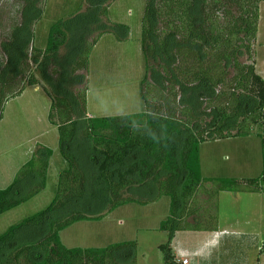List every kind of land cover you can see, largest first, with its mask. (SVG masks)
<instances>
[{
	"label": "trees",
	"instance_id": "trees-1",
	"mask_svg": "<svg viewBox=\"0 0 264 264\" xmlns=\"http://www.w3.org/2000/svg\"><path fill=\"white\" fill-rule=\"evenodd\" d=\"M86 1V10L52 24L46 47L38 48L41 0H24L20 23L2 42L0 121L9 101L40 86L31 69L36 65L66 167L50 204L0 234V264H137L136 241L69 248L61 232L163 196L171 205L160 226L169 239L160 248L165 264H180L172 248L176 234L218 231L220 193H264V154L260 176L247 180L206 178L201 166V144L247 137L264 125V77L255 63L242 60H252L264 0H145L144 111L115 116L89 112L91 55L106 34L129 40L130 26L110 18L117 0ZM24 74L28 83L13 92ZM262 133L264 152V127ZM53 154L35 148L0 189V215L45 190Z\"/></svg>",
	"mask_w": 264,
	"mask_h": 264
},
{
	"label": "rangeland",
	"instance_id": "rangeland-1",
	"mask_svg": "<svg viewBox=\"0 0 264 264\" xmlns=\"http://www.w3.org/2000/svg\"><path fill=\"white\" fill-rule=\"evenodd\" d=\"M24 0H0V67L6 61L2 42L21 21ZM43 16L34 25L33 45L45 48L52 24L88 8L86 0H41ZM145 0H117L110 8V18L130 26V40L120 46L109 37L91 55L89 69L88 109L94 116L130 115L144 111L140 84L145 75L141 51V25ZM116 38V37H115ZM65 51L63 48L62 52ZM253 62L264 77V3H261L258 37L253 42ZM32 71L40 79V86H28L24 94L8 103L0 121V176L7 171H18L39 145L52 147L54 170H61L66 162L57 147L58 131L49 120L51 100L44 92L40 72L32 64ZM28 83L27 74L17 87ZM263 124L256 125L252 135L231 141L208 142L202 146L203 162L207 171L208 159L214 162L212 174L226 178L247 180L260 176L263 169ZM240 138V139H239ZM64 167V168H65ZM52 168L50 182L43 192L22 205L0 215V234L24 218L46 208L56 192V175ZM17 173V172H16ZM8 183L3 179L0 188ZM144 198H148L146 195ZM219 224L228 233L217 243L205 245L217 252L219 264H264V193L222 192L219 196ZM171 198L130 203L118 207L102 220L80 221L61 232L62 242L69 248L106 247L114 243L136 241L137 264H165L160 248L169 236L160 230L161 222L170 214ZM206 231H180L173 245L191 253L201 248L211 237ZM216 258V257H215ZM197 264H206L195 256ZM222 260V261H221Z\"/></svg>",
	"mask_w": 264,
	"mask_h": 264
},
{
	"label": "crops",
	"instance_id": "crops-1",
	"mask_svg": "<svg viewBox=\"0 0 264 264\" xmlns=\"http://www.w3.org/2000/svg\"><path fill=\"white\" fill-rule=\"evenodd\" d=\"M113 20V19H112ZM113 21H115V20H113ZM116 22H118V21H116ZM110 35H112V34H106V35H104L103 37H102V39L99 41V43L96 45V47H95V50H97L98 48H99V45L104 41V40H106L108 37L110 38V39H112L111 38V36ZM113 36V35H112ZM113 39H114V42H116L119 46L121 45V44H123V43H126L127 41H123V42H120V41H118L115 37H113ZM130 40V39H129ZM102 41V42H101ZM141 48V47H140ZM94 50V51H95ZM27 89V88H26ZM26 91V90H25ZM24 91V92H25ZM24 93H22V95H23ZM22 95H20V96H22ZM20 96H18V97H20ZM14 99H16V98H14ZM14 99H12V100H14ZM11 100V101H12ZM11 101H9V102H11ZM8 102V103H9ZM8 103H7V105H8ZM7 105H6V107H7ZM91 114V113H90ZM92 115V114H91ZM56 127V126H55ZM249 137V136H248ZM57 138V147H59V136L58 137H56ZM245 138H247V137H245ZM233 139H238V138H229V139H225V140H218V141H211V142H225V141H231V140H233ZM240 139V138H239ZM206 143H208V142H206ZM206 143H203V144H201V166H202V174H203V176L204 177H206V178H213V177H222V176H215V175H217V174H212V173H214V171H216L215 170V168H214V162H213V160L211 159V155H208L209 157H210V159H208V162H209V164L207 165V171H209V173H211V174H206V168H205V166H204V162H203V154H202V146L203 145H205ZM43 145V144H42ZM43 146H46V145H43ZM46 147H49V146H46ZM49 148H52V147H49ZM54 150V149H53ZM54 153H55V150H54ZM54 155V154H53ZM32 156V155H31ZM53 157V156H52ZM29 160V159H28ZM27 160V161H28ZM26 161V162H27ZM26 162H24V164L26 163ZM53 163H54V161L52 160V158H51V160H50V167H49V172H50V170H51V168H52V171L54 170V165H53ZM23 165V164H22ZM21 165V166H22ZM20 166V167H21ZM19 167V168H20ZM64 164H63V168H61V170L62 169H64ZM19 170V169H18ZM61 170H54L55 171V175H56V177H57V174L59 173V171H61ZM7 171L8 170H4V172L3 173H1V176H0V182H2L3 181V179H5V181H8V183L10 182V181H13L14 180V177H15V175H16V172H14V170H12L11 171V173H10V179H7ZM50 177H51V175L49 176L48 175V184H49V182H50ZM56 182H57V178H56ZM12 183V182H11ZM10 183V184H11ZM9 184V185H10ZM8 185V186H9ZM7 187V186H6ZM0 189H2V188H0ZM64 232V231H63ZM62 232V233H63ZM206 233H210L211 235H213V236H211V237H208L207 238V242L201 247V248H197V249H195L194 251H193V253H191L193 256L192 257H195V256H201L202 258H203V260L205 261V262H207L206 264H219V260H220V258H219V256L217 255V252H214L213 250H211V249H209V246H208V249L206 250V248H205V245H211L212 244V242L213 243H217L218 242V240H219V238H221L220 236H223V235H225V234H227L228 233V231L227 230H223L221 227H218V231H215V232H210V231H206ZM61 239H62V235H61ZM222 239V238H221ZM63 240V239H62ZM172 248H173V252H174V254H175V256L177 257V258H180L181 257V254H185V255H189L190 256V252H188V251H185V250H181V249H178L176 246H174L173 245V243H172ZM216 257V258H215ZM222 261V260H221Z\"/></svg>",
	"mask_w": 264,
	"mask_h": 264
},
{
	"label": "built area",
	"instance_id": "built-area-1",
	"mask_svg": "<svg viewBox=\"0 0 264 264\" xmlns=\"http://www.w3.org/2000/svg\"><path fill=\"white\" fill-rule=\"evenodd\" d=\"M177 261L180 264H197L195 257L185 255V254H181V257L177 258Z\"/></svg>",
	"mask_w": 264,
	"mask_h": 264
}]
</instances>
